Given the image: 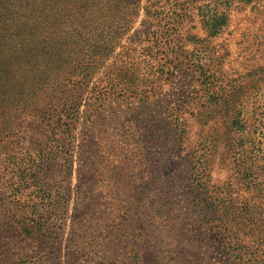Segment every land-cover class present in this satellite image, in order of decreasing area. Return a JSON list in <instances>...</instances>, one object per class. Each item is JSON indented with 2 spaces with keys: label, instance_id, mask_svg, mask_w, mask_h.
I'll use <instances>...</instances> for the list:
<instances>
[{
  "label": "rangeland",
  "instance_id": "obj_1",
  "mask_svg": "<svg viewBox=\"0 0 264 264\" xmlns=\"http://www.w3.org/2000/svg\"><path fill=\"white\" fill-rule=\"evenodd\" d=\"M177 4L186 11L177 12L175 24L139 13L114 51L101 30L116 18L111 6L100 27V14L87 12L96 25L92 21L82 32L54 35L61 38L54 39L53 54L64 61L59 70L56 63L48 66L52 75L46 86L39 84V76L33 78L44 66L22 79L13 78L16 68L6 69L3 134L31 122L23 141L29 148L28 142L40 137L36 118L41 114L65 123L77 150L72 163L42 165L57 185L58 198L70 193L65 207L63 202L55 206L47 238L19 233L11 206L7 213L0 208V264L18 259L19 264H101L105 257H112L110 264H223L210 230L215 220L264 257V106L254 104L258 99L241 98L235 116L245 125L230 119L208 126L222 130L230 125L237 131L233 138L245 151L243 160L224 147L223 137L210 154L212 139L195 118L213 91L226 98L264 70V0H230L228 26L218 35L209 15L198 11L214 0ZM122 66L133 77L128 84L133 93H117L98 108L92 136L89 119L81 114L88 106L87 92L92 86L102 89L107 76ZM246 173L247 181L241 177ZM132 238L151 244L153 251L134 246ZM136 248L139 261L133 259ZM159 248L162 262L154 259Z\"/></svg>",
  "mask_w": 264,
  "mask_h": 264
},
{
  "label": "trees",
  "instance_id": "obj_2",
  "mask_svg": "<svg viewBox=\"0 0 264 264\" xmlns=\"http://www.w3.org/2000/svg\"><path fill=\"white\" fill-rule=\"evenodd\" d=\"M236 1L241 2L242 0ZM142 2H145L144 6H140ZM177 2L178 0H0V113L3 108L7 107L4 105L6 92L3 90L8 81L6 78L10 74L6 73V69L9 66L16 68L13 69L15 74L13 78L22 79L24 74L31 69L37 70L40 66H44L46 70L42 71L40 75H33V78L39 76V84L46 86L52 75L48 66L51 62L56 63V69L59 70L60 62L64 61L61 54H53L54 50L52 49L56 47L54 39L59 41L61 38L54 35L60 36L64 30L66 32H68L67 30L82 32L85 29L84 24L92 21H94L93 25H96V20H93L87 12L90 13L95 9L94 13L100 14L98 22V27H100L107 17L108 7L111 6L110 12L112 10L113 16L116 18L112 24L102 25L101 30L107 34L109 48L113 46L114 51L122 35L128 31L130 23L132 24L131 21L141 12L150 18L174 19L172 24H175V19L179 18L177 12L186 11L183 5H178ZM229 3L230 0H214L213 5H206L203 10L198 9L205 15H209L211 30L215 35L228 26L229 16L226 10ZM64 9L67 10L64 11ZM126 59L127 57L123 61ZM117 68H119L117 73L114 72L107 76L106 84L102 89L99 90L92 86L87 92L88 106H86V111L81 114L84 118L89 119V133L92 136H95L98 129V108L100 109L106 101L111 102L117 93L123 92L124 94L121 93V95L133 93V89L128 86L133 82V77L128 74L126 68L123 69V66ZM115 69L116 67L113 70ZM253 75L258 76L249 86L242 84L241 87L234 88L232 92L227 93L226 98H222L218 92L213 91L211 96H206L207 100L201 106L202 109L195 115L197 127L200 130L206 129L208 136L212 139L208 148L210 154L215 152L223 137L226 142L223 144L224 147L228 151L235 150L234 156L237 157L240 154L238 158L241 157L240 159L243 160L242 156L245 151H239L233 138L238 136L237 131L231 130L230 125L222 130H220L221 128L210 129L208 126L219 120L229 123L230 119H232V123L245 125L242 120L238 121L239 117L235 116L238 113L237 103L241 98L253 101L258 99V103H253L257 106L261 104L264 106V70H258V73ZM37 90L41 92V88ZM36 119L40 121L38 123L41 128L38 132L40 137L37 141H29L30 147L24 149L26 126L31 122L24 123L25 120L18 125L16 133L12 129V133L3 134L0 117V208L5 209L4 211L7 213L11 206L10 215L14 222L20 224L19 230L21 231L19 233H25L28 237L33 238H47L46 235L50 234L49 229L53 228L55 206L59 205V202H63L61 205L65 207V202L70 200V193L63 198H58L59 194L55 192L57 185L50 181L48 178L50 174L45 171V166L42 165L54 160H66L65 162L72 163V155L75 154L77 147L74 145L65 123L61 124L60 120L46 119L41 114ZM246 170L248 168H245L244 172ZM40 172L45 175H39ZM241 175L243 179L248 180V173H246V178L244 174ZM141 201H143L141 205H145V200L141 199L139 202ZM142 207L136 208L133 212H139ZM16 216H19V220H15ZM17 227L13 228L17 230ZM210 230L215 234V250L223 258V264H264V257L255 253L254 246L248 247L243 244L226 223L215 220L210 225ZM133 231L135 233L136 229ZM136 236L140 237L137 234ZM131 243L134 246L144 245L147 247L141 238H132ZM158 244L160 243L158 242ZM153 249V246L149 244L147 251H153ZM160 250L161 248L157 250L158 256L154 259L162 262V257H159L161 256ZM133 252V259L141 260L138 248ZM39 255H41L40 252ZM109 260L114 263L112 257H105L101 260V264H110ZM11 261L12 263L4 264H19L21 262L20 259L17 262ZM179 261V258H174L175 263ZM165 263L168 264V262Z\"/></svg>",
  "mask_w": 264,
  "mask_h": 264
}]
</instances>
